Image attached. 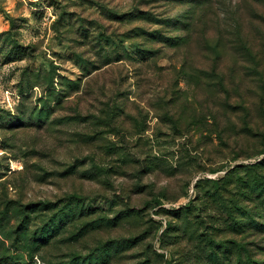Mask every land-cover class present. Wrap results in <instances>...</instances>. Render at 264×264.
Returning a JSON list of instances; mask_svg holds the SVG:
<instances>
[{
  "label": "rangeland",
  "instance_id": "obj_1",
  "mask_svg": "<svg viewBox=\"0 0 264 264\" xmlns=\"http://www.w3.org/2000/svg\"><path fill=\"white\" fill-rule=\"evenodd\" d=\"M263 206L264 0H0V261L264 264Z\"/></svg>",
  "mask_w": 264,
  "mask_h": 264
},
{
  "label": "trees",
  "instance_id": "obj_2",
  "mask_svg": "<svg viewBox=\"0 0 264 264\" xmlns=\"http://www.w3.org/2000/svg\"><path fill=\"white\" fill-rule=\"evenodd\" d=\"M214 183H216V186H218L220 184V180L217 179V180H214ZM218 184V185H217ZM156 206H159L160 205V202L157 200L156 203H155ZM196 204H194L193 202V199H190L188 202H186L184 205L180 206V207H177V208H172L170 209V212L173 213V214H183L184 213V217L187 216V213L185 212H188V211H191L192 214L195 213V209H196ZM84 208V207H83ZM259 212L261 213H264V206H263V209H260L258 210ZM61 215V214H60ZM90 223V222H89ZM237 223V222H235ZM241 224V222H239ZM257 225H259L260 223L256 222ZM172 222L169 220L168 223H167V227L169 226V228L172 226ZM86 227V223H83L82 224V229ZM199 227H200V224H199ZM199 229V228H198ZM215 229V228H214ZM211 229H205L203 231V234H198V231H195V233H197L198 235V239H200V242L203 244H205V242H207L210 246V250L212 251V254L214 253L215 254V257L212 258L213 259H218V252H221L222 250L220 248H217L216 250L214 249V246L212 245V243L214 245H217L218 244V241L220 240H217L215 237H214V234L212 231H210ZM200 233V232H199ZM223 241H221L220 243L222 244ZM222 247H223V244H222ZM97 257V256H96ZM0 264H6L5 262H2L0 261ZM193 264H196V262H193ZM208 264H213V263H208Z\"/></svg>",
  "mask_w": 264,
  "mask_h": 264
}]
</instances>
